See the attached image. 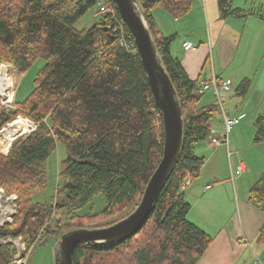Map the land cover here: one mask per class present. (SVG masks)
I'll return each mask as SVG.
<instances>
[{
	"label": "trees",
	"instance_id": "1",
	"mask_svg": "<svg viewBox=\"0 0 264 264\" xmlns=\"http://www.w3.org/2000/svg\"><path fill=\"white\" fill-rule=\"evenodd\" d=\"M109 11L88 29L75 23L97 6V0H0V66L11 63L20 75L38 59L45 61L35 87L16 110L0 102V133L19 116L39 126L16 139L9 152L0 153V187L18 195V214L0 227V239L22 237L28 252L47 237L56 243L86 223L114 217L140 202L164 149V124L147 76L134 47L120 45L109 22L120 26L114 0ZM235 0H218L222 18L244 16ZM158 53L177 92L184 121L183 147L177 167L166 183L144 227L120 244H81L75 264H198L213 238L188 219L191 209L185 189L200 177L205 158L196 145L208 139V125L217 110L205 105L198 81L191 80L153 17L163 8L175 18L186 16L192 0H138ZM98 14L99 11H98ZM114 17L116 19H114ZM128 37L131 33L122 25ZM250 80L239 86L245 94ZM256 143L264 140V117L257 120ZM63 143L67 156L61 164V185L51 203L33 197L46 187V162ZM104 195L98 213H79ZM249 203L264 212V172L250 189ZM258 240L264 244V224ZM15 246L0 244V258L15 264Z\"/></svg>",
	"mask_w": 264,
	"mask_h": 264
},
{
	"label": "crops",
	"instance_id": "2",
	"mask_svg": "<svg viewBox=\"0 0 264 264\" xmlns=\"http://www.w3.org/2000/svg\"><path fill=\"white\" fill-rule=\"evenodd\" d=\"M257 1L262 8L247 13L243 8L250 0L245 7L235 0L234 7L245 10L244 16L226 19L220 15L218 0H192L190 12L181 18L163 8L153 10L160 32L175 36L172 55L180 59L191 80L208 82L216 77L232 86L223 93V109L217 108L208 125L210 133H223L225 115L240 119L229 133V146L212 147L209 139L196 145L195 152L205 158V164L200 177L185 188L191 205L188 219L213 238L198 264H253L256 257L261 258L253 245L262 244L258 235L264 212L249 203L250 189L264 172V140L255 142L259 129L256 121L264 117V0ZM185 42L196 47L185 51ZM246 79L250 86L242 94L239 86ZM204 94L203 104L217 106L213 93ZM246 114L256 124L255 132L246 134L244 127H238ZM241 162L243 173L238 172ZM235 173L240 177L238 183ZM0 264L6 263L0 258Z\"/></svg>",
	"mask_w": 264,
	"mask_h": 264
},
{
	"label": "water",
	"instance_id": "3",
	"mask_svg": "<svg viewBox=\"0 0 264 264\" xmlns=\"http://www.w3.org/2000/svg\"><path fill=\"white\" fill-rule=\"evenodd\" d=\"M130 30L164 124L162 159L134 211L103 228H79L65 233L56 245V264H75L74 253L81 244H120L134 237L150 220L154 206L177 167L184 135L182 107L153 39L151 28L138 0H114Z\"/></svg>",
	"mask_w": 264,
	"mask_h": 264
},
{
	"label": "rangeland",
	"instance_id": "4",
	"mask_svg": "<svg viewBox=\"0 0 264 264\" xmlns=\"http://www.w3.org/2000/svg\"><path fill=\"white\" fill-rule=\"evenodd\" d=\"M246 1L247 0H238V4L241 5L242 7H245ZM261 8H262V3L260 1L250 0L247 8H243V9H247L246 10L247 13L251 12V11L257 13ZM98 10H99L98 6L91 9L84 17H82L81 19H79L75 23L74 28L78 31H81L84 29L91 28L96 23H98L100 21V18H101L100 14H98ZM3 65L9 66L8 67L9 71H11V73L14 77V80H15L14 89L16 90V92H15V97H14V106H13L14 108L7 109L10 111H15L16 110V106H15L16 102L24 101L30 95V93L33 91V89L35 87V85H34L35 79H36L38 73L44 67L45 61L43 59H38L34 63L32 68L23 76L20 75L19 70L17 69V67L15 65H13L11 63H6ZM26 93H27V96H25ZM22 97H24V98L22 99ZM204 102L205 101H203V103ZM17 119H22L24 122H26V126L28 129L27 133L20 135L19 137H27L28 135H30L33 132L32 131L30 134H28L30 131V128L35 127V125H37V127L39 126V124L37 122L31 120L30 118H26L24 116H19ZM238 127H244L246 134L248 132L250 133L251 131L255 132V130H256V124H253L252 122H250V118L247 114L242 117L241 124ZM3 135H1V133H0V153H3L6 155L9 152V150H8V152H6L4 147H3V145H4V144H2ZM18 138H16V139H18ZM232 146H233V144L231 142L230 151L232 153H234V148ZM66 156H67V152H66L65 145L63 143H59L57 145L56 150L51 154V156L48 158V160L46 162V187L43 190H41L35 194V196L33 197V200L35 203H51L56 198L57 188L59 185H61L59 172L61 169V164L65 160ZM198 156L202 157L201 154H198ZM228 156L231 157L230 155H228ZM234 176H235V181L237 183L240 182V180H239L240 177L238 176V174L235 173ZM138 203L136 205H133V206L127 208L126 210H124L123 212L119 213L118 215H116L114 217L102 219L100 221H96L93 223H86L82 228H89V229L103 228V227H107L109 225H112L113 223H116V222L122 220L123 218L127 217L130 213H132L134 211L135 207L138 205ZM105 207H106L105 196L99 195L94 199V201L88 207L84 208L79 213H81V214L87 213V212L98 213V212L102 211ZM17 210H18V204H17ZM4 241H5L4 239H0V244H4ZM56 245H57V243L55 242V240L52 237L51 238L47 237L43 244L37 245L31 251L28 264H56L55 263ZM253 248H255L256 252L260 251L258 256L261 257L260 259L264 264V244L259 245V244L255 243L253 245ZM249 263H250V261L245 262V264H249Z\"/></svg>",
	"mask_w": 264,
	"mask_h": 264
},
{
	"label": "built area",
	"instance_id": "5",
	"mask_svg": "<svg viewBox=\"0 0 264 264\" xmlns=\"http://www.w3.org/2000/svg\"><path fill=\"white\" fill-rule=\"evenodd\" d=\"M97 6L99 8L100 16L105 15L109 11V4L106 0H97ZM114 19H116L114 17ZM123 21V20H122ZM124 22V21H123ZM122 24L119 26L118 23L115 21L109 22L110 27H114V32L119 35V41L120 45L127 49L128 51L131 50L132 47L135 46L134 39L131 35V37H128L126 32L124 31ZM196 46L190 42H185L183 44V48L185 51H190L194 49ZM136 48V46H135ZM9 66L7 65H1L0 66V102L3 106H5L7 109L14 108V97H15V89H14V77L9 71ZM198 90L200 93H207L211 92L216 98L217 107L223 109V93L229 92L232 89V86L230 83H223L220 80H218L216 77H214L211 81L208 82H199ZM240 123V119L237 117H230L229 115L224 116V131L221 134H214L210 133L208 139L209 144L212 147H218L221 145L229 146V133L231 129L238 125ZM37 125L35 127L30 128V131L28 134H30L32 131L36 129ZM2 133V132H1ZM231 156L232 154L229 153ZM239 173L244 172V165L241 162L238 168ZM191 180L189 179L186 185L183 187V189L186 188L188 183ZM17 200L18 195L15 193H7V191L0 187V227H3L7 224H11L17 213ZM4 244H12L15 246L16 253L14 256L15 264H28L29 263V256L31 252H28V246L27 243L24 241L22 237H19L17 239H13L12 237H8L4 239ZM253 264H263L258 257H256V260Z\"/></svg>",
	"mask_w": 264,
	"mask_h": 264
},
{
	"label": "bare ground",
	"instance_id": "6",
	"mask_svg": "<svg viewBox=\"0 0 264 264\" xmlns=\"http://www.w3.org/2000/svg\"><path fill=\"white\" fill-rule=\"evenodd\" d=\"M28 129L26 126V122L22 119H17L12 124H10L6 129L3 131L2 137V144L5 151L8 152L10 146L12 145L13 141L18 138L20 135L27 133Z\"/></svg>",
	"mask_w": 264,
	"mask_h": 264
}]
</instances>
